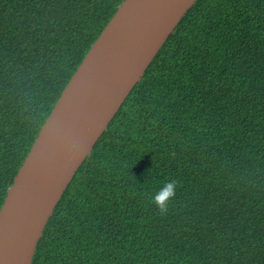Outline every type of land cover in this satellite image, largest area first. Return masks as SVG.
I'll return each instance as SVG.
<instances>
[{
  "label": "trees",
  "instance_id": "1",
  "mask_svg": "<svg viewBox=\"0 0 264 264\" xmlns=\"http://www.w3.org/2000/svg\"><path fill=\"white\" fill-rule=\"evenodd\" d=\"M124 0H0V206ZM176 182L166 210L152 197ZM31 264H264V0H195L48 218Z\"/></svg>",
  "mask_w": 264,
  "mask_h": 264
},
{
  "label": "water",
  "instance_id": "2",
  "mask_svg": "<svg viewBox=\"0 0 264 264\" xmlns=\"http://www.w3.org/2000/svg\"><path fill=\"white\" fill-rule=\"evenodd\" d=\"M195 0H124L91 44L0 206V264H31L74 173Z\"/></svg>",
  "mask_w": 264,
  "mask_h": 264
},
{
  "label": "clouds",
  "instance_id": "3",
  "mask_svg": "<svg viewBox=\"0 0 264 264\" xmlns=\"http://www.w3.org/2000/svg\"><path fill=\"white\" fill-rule=\"evenodd\" d=\"M176 182H165L158 191L152 197V202L156 204L160 209L166 210L167 202L175 195Z\"/></svg>",
  "mask_w": 264,
  "mask_h": 264
}]
</instances>
